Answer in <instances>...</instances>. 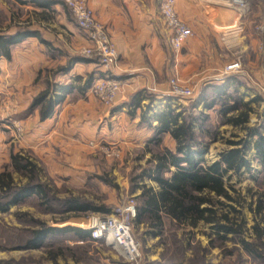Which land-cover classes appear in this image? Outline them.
<instances>
[{"label": "rangeland", "instance_id": "374dc122", "mask_svg": "<svg viewBox=\"0 0 264 264\" xmlns=\"http://www.w3.org/2000/svg\"><path fill=\"white\" fill-rule=\"evenodd\" d=\"M50 1L59 5L52 8L51 12H43L31 10L30 5H22L15 0H0V27L7 32L9 27L6 21L7 17H10L12 20L9 26L12 28L39 30L41 35L48 39L46 45L40 43L36 45L40 49L37 54L43 55L39 70L43 74L49 71L53 76L58 75L60 70L66 69L67 62L71 58L94 60L87 59L83 55L87 45L83 42L70 9L62 0ZM34 11L36 14L32 15ZM43 13L48 16V20L40 23L41 18L38 15ZM169 53L170 56L175 57L176 54L182 53V49L174 52L170 48ZM81 67H84V70ZM79 68L81 70L74 68L71 75H75L76 71L84 74L87 69H90L85 65ZM241 68L240 66V73ZM240 73L227 74L233 76L231 81L239 83L238 93L233 91L235 83L230 86L229 79L225 77L226 74L222 77L197 79L179 78L173 75L164 79L168 92L172 78H177L192 89V95L189 98L170 97L178 106V112L184 117L197 118V121L192 124L193 134L201 146H195L194 149L203 150L204 152L198 158L208 163L218 161L222 152L232 148L227 144L228 141L238 142L245 137L246 133L241 127H234L225 122V118L220 114L221 104L224 101L232 104L231 99L225 94L240 98L242 103H249L252 112L246 127L259 128L264 136V90L259 87L256 79L240 77ZM42 76L43 82L45 75ZM58 76L56 81H59ZM65 79L67 80L68 76L62 77L60 81ZM119 95L120 93L110 106L102 105L94 98L101 109L108 111L118 103ZM255 98L258 100L251 102ZM4 104L6 107H0V173L9 169L11 153L27 155L38 169L39 182L49 189L51 200L49 204H42L41 199L33 194L15 207L0 212V264H109L110 260L105 259L109 255L105 245L103 249L93 243H77L78 240L74 235L65 236L59 232L47 235L42 242H35L31 234L33 231L48 228L82 229L84 227L86 229L92 219L108 215L127 198L134 199L137 211V207L140 206V200L137 199L140 190L134 188L135 184L131 181L141 170L147 168L149 159L152 155L161 152V147L173 150L171 140L166 137L158 139L159 144H153V139L158 136L151 134L149 138L151 143L147 140L141 145L143 149L140 147L132 150L120 149L118 146L107 143L111 150H116L115 155H106L102 152L101 148L102 145H106L105 143H91L90 140V142L84 140L80 144L75 143L83 152L82 157L73 156L76 148L73 147L74 143L69 141L67 143L69 151L66 153L53 145L52 154L40 158L30 148V142L26 140L25 133H21L24 129L21 126L23 124L17 123V119H14L18 113H23L18 118L31 115L32 110L28 107L21 112L18 110L17 101L12 98ZM2 110L6 114L2 113ZM237 113L234 112L231 115L236 116ZM81 158H83V164H81ZM246 160L250 165V171L241 169L239 176L232 175L226 184L231 185L235 190L234 193L230 192L236 199V202H232L231 205L240 212L238 221L243 220L244 240L255 245L256 232L251 228L257 226L259 231L262 230L261 241L264 245V169L258 161L254 160L252 148L247 151ZM81 166L84 169H81ZM13 179L17 185L26 183L25 179L19 178L16 174H13ZM139 183L141 182H136V185ZM142 183L154 187V183L147 178ZM68 199H76L79 204L86 203L93 208H104L107 212L70 211L64 207V202ZM259 205H261L260 210H258ZM141 222L143 223L141 225L136 226L134 222L132 225L133 237L140 247V264H264L263 260L247 255L231 235H227L222 240L217 239L209 225L198 223L191 229L187 225L177 226L167 218H163L162 236L151 239L147 230L149 227H146L147 222L144 219Z\"/></svg>", "mask_w": 264, "mask_h": 264}, {"label": "crops", "instance_id": "0c3cea01", "mask_svg": "<svg viewBox=\"0 0 264 264\" xmlns=\"http://www.w3.org/2000/svg\"><path fill=\"white\" fill-rule=\"evenodd\" d=\"M15 1L30 5L31 10L43 12H51L52 8L59 5L50 0ZM84 1L104 25L118 51L117 68L110 73L94 61L71 58L65 67L68 70H60L59 76L56 74L59 81H56V75L52 76L49 71L43 74L39 70L43 55L37 54L40 49L36 45H46V41L48 42L39 30L12 28L9 26L12 20L10 17L6 21L8 31L5 32L6 29L0 27V35L13 37L18 33H28L21 41L8 45V58L0 56V107H6L4 102L12 98L17 101L18 110L22 112L47 88V96L52 98L63 94L61 102L54 106L53 113L44 120L39 119L38 108L32 110L31 115L18 118L23 115L18 113L14 118L17 123L23 124L21 133H25L26 140L30 142L29 146L37 157L50 156L53 145L66 153L69 151V141L76 148L73 154L75 157L83 155L75 143L80 144L84 140H90L91 143H111L120 149L132 150L140 148L151 134L159 139L169 138L173 149L169 151L174 152L175 141L169 133L155 135L157 116L169 110L176 113L179 110L167 90V83L164 81L167 76L176 75L187 79L222 77L224 67L238 61L242 72L236 74L256 79L259 87L264 90V0H247L250 9L245 15H240L229 4V0H174L178 17L192 32V36L182 47V53L175 57L169 53L171 31L165 26L160 14L163 0ZM38 16L41 18L40 23L48 20L45 13ZM25 25L29 26L27 23ZM78 30L83 42L88 45L85 33L79 28ZM82 65L90 69L84 74L76 71L75 75H71L74 68L84 70V67L79 68ZM42 75H45L43 82ZM89 75L93 79L86 87ZM67 76V80L60 81ZM106 76L120 84L118 103L108 111L101 109L90 92L92 84ZM225 77L229 79L230 86L235 83L236 86L233 85L232 89L238 93L239 83L231 81L233 76ZM2 113L6 114L3 110ZM164 148L161 147V150ZM82 161L83 158L81 164ZM153 188H156L155 183ZM22 200L0 212L15 207ZM141 224L143 223H135L136 226ZM88 226L89 223L86 227ZM87 228H72L73 231L68 230L63 234L74 235L77 243H93L89 240ZM74 230L84 231L86 235ZM147 230L151 239L160 237L156 230L150 227ZM93 244L105 249L102 242ZM108 251L109 255L105 259L110 260L109 264H114L118 258L109 248Z\"/></svg>", "mask_w": 264, "mask_h": 264}, {"label": "trees", "instance_id": "16d2710c", "mask_svg": "<svg viewBox=\"0 0 264 264\" xmlns=\"http://www.w3.org/2000/svg\"><path fill=\"white\" fill-rule=\"evenodd\" d=\"M27 34V32L18 33L13 37L0 35V56L8 58V45L21 41ZM92 79V75L86 78V87ZM47 94L48 88L37 96L29 107L31 110L38 108L40 120L48 118L53 113L54 106L61 102L63 97V94H59L52 98ZM225 95L231 99L232 104L224 101L221 104L220 114L225 118V122L234 127H241L246 133L245 137L238 142L228 141L227 144L232 148L222 152L219 160L213 163L198 158L204 151L194 149L195 146H201L193 134L192 124L197 121V118L189 117L188 120L181 113L170 110L157 116L158 127H156L155 135L169 133L175 141V150L171 152L163 149L152 155L147 168L141 170L132 179L131 183L135 184L134 188L141 190L140 195L137 196L140 206L137 207L135 223H141L144 219L147 222L146 225L162 236L163 218H167L177 226L187 225L191 229L201 222L211 226L217 239L222 240L227 235H231L247 255L264 261L262 230L259 231L257 226L251 228L256 232L254 238L256 246L244 240L243 220L238 221L240 212L231 205L232 202H236V199L230 192L234 193L235 190L231 185L226 184L232 175L239 176L241 169L250 171L246 154L251 148L254 151V160L258 161L264 169V136L259 128L246 127L252 112L249 103H242L240 98ZM257 100L255 98L251 102ZM234 112H238L236 116L231 115ZM158 139H153V144H159ZM9 159V169L0 173V211L33 194L41 199L42 204H49L50 191L39 182L35 163L27 155L20 153H11ZM13 174L25 179L26 183L17 185ZM145 178L154 182L156 188L146 187L140 183L136 185V182L142 183ZM64 207L75 212L90 210L107 212L104 208H93L86 203L79 204L76 199L65 200ZM260 209L261 205L258 206V210ZM231 214L233 216H230ZM68 230L73 231L70 227L48 228L33 231L31 236L35 242H42L51 233L65 234ZM74 231L86 235L84 231Z\"/></svg>", "mask_w": 264, "mask_h": 264}, {"label": "built area", "instance_id": "2783aa9c", "mask_svg": "<svg viewBox=\"0 0 264 264\" xmlns=\"http://www.w3.org/2000/svg\"><path fill=\"white\" fill-rule=\"evenodd\" d=\"M70 9L77 27L87 38V48L83 55L110 73L117 68L118 51L103 24L94 16L84 0H62ZM240 15L249 11L247 0H229ZM160 14L165 26L171 31L170 48L179 52L186 40L192 36L191 30L178 17L174 0H163ZM240 70L238 61L232 62L223 69V74L237 73ZM92 95L105 106H110L120 93V84L106 76L97 79L90 89ZM169 94L186 99L192 95V89L185 83L172 78L169 82ZM103 144V143H102ZM109 145H102V152L115 155L116 150ZM136 204L133 198H127L117 205L108 215L92 219L88 226L89 240L93 243L102 242L118 258L114 264H140L141 254L138 242L132 234L133 221L136 218Z\"/></svg>", "mask_w": 264, "mask_h": 264}]
</instances>
